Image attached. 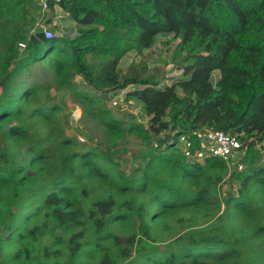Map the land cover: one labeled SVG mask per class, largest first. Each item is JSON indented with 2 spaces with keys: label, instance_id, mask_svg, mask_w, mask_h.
<instances>
[{
  "label": "trees",
  "instance_id": "trees-1",
  "mask_svg": "<svg viewBox=\"0 0 264 264\" xmlns=\"http://www.w3.org/2000/svg\"><path fill=\"white\" fill-rule=\"evenodd\" d=\"M45 2L50 11L57 6L67 13L75 27L74 37L44 36L36 26L42 17L40 0H0L1 141L27 137L33 123L26 118L46 122L55 113L57 105L50 102H40L28 110L22 104L33 96L32 91L12 88L17 76L42 63L68 74L72 81L69 91L84 102L103 106L110 93L131 87L124 100L140 103L149 117L148 126L137 122L126 125L103 107L98 110L101 124L119 140L130 134L141 138L149 150L143 152V164L135 169L139 174L136 178L106 162L113 166L117 192L111 191L83 208L76 207L78 202L69 194L76 181L78 193L88 196L82 188V181L90 175L85 155L68 166L73 153L44 151L40 148L44 139L37 136L29 143L28 161L17 165L8 146L0 145V231L5 230L0 241L9 254L0 264H79L82 255H86L87 264H227L230 257L242 255L246 249L242 236L192 237L187 243L159 248L154 230L165 213L210 203V194L214 197L215 184L226 170L225 164L213 157L206 159L205 166L188 161L176 148L179 138L187 141L189 154L201 150L199 133L206 129L237 136L244 145L250 139L264 141V0ZM167 35L178 38L188 49L179 68L181 74L171 86L165 84L164 65H150L148 56L124 69L118 67L126 52L150 51L158 36ZM214 72L219 73L215 82ZM75 78L81 82L76 84ZM254 145L247 144L248 156L242 160L246 166L252 164L248 158L254 154ZM43 153L59 158L60 172L46 180L54 188L41 189V195L34 197L38 204L17 224L23 197L36 188L37 176L47 169ZM155 164L165 168L168 178L153 177ZM218 168L214 188L207 185L189 192L178 188L181 179L196 187L206 184L208 170ZM94 170L106 176L102 168L95 166ZM246 170L234 172L241 182L240 192L253 183L260 184L264 177V168ZM40 182L46 183L44 178ZM118 193L124 196L121 200ZM146 193L148 196L142 198ZM230 203L244 205L246 210L239 198L228 197L226 204ZM151 206H160L162 212L151 211ZM33 217H38L37 222L27 227V220ZM125 221L132 222L131 232L119 235L107 230L109 225ZM258 230L264 232V225Z\"/></svg>",
  "mask_w": 264,
  "mask_h": 264
},
{
  "label": "rangeland",
  "instance_id": "rangeland-1",
  "mask_svg": "<svg viewBox=\"0 0 264 264\" xmlns=\"http://www.w3.org/2000/svg\"><path fill=\"white\" fill-rule=\"evenodd\" d=\"M54 10L58 12V9L54 7L43 19L39 18L37 20L36 26L40 24L41 20L42 24L52 28L51 20L54 17ZM61 26L63 27V36L59 35L57 29L53 27L55 37L61 39L66 37L65 34L70 35L71 38L75 36V27L68 19V15H65ZM187 52V47L183 46L181 41L173 35L158 36L150 51L146 50L142 53L135 50L128 51L121 58L118 67L124 69L128 65L137 63L143 57L148 56L150 65H164L168 77L165 84L171 86L181 74L179 68L184 64L183 59L186 57ZM218 78L219 73L214 72L212 75L213 82ZM74 81L77 84L81 82V79L75 78ZM69 83H72V81L68 74L59 73L51 67L42 65V63L31 66L23 74L17 76L12 88L18 89L20 92L29 89L33 93V96L22 104L23 107L30 110L40 102H50L55 103L57 108L46 122L40 121V119L26 118V122L33 123L27 137L4 141L0 139V145L2 147L8 146L10 158L17 165L28 161L29 143L35 140L37 136H41L42 140L44 139L40 142V148L44 151L55 150L59 155L67 152L73 153L75 156L72 157L68 166L75 164L77 159L85 155L84 160L88 162L90 175L82 181V188L88 192V196L84 197L78 193L79 185L75 181L69 198L74 202H78L76 207L86 208L95 199L105 197L111 191L117 192L115 189L116 182L113 180L111 172L113 166L106 162H112L125 176L136 178L139 174L135 169L143 164V152L149 150L145 146V141L135 135L130 134L124 140H119L116 138V133H108L107 129L101 124L102 116L98 113V110L101 107L105 108L112 118L122 121L126 125L137 122L147 127L149 117L138 101L124 100L125 92L131 90V87L121 92L110 93L102 106L101 104L84 102L76 98L68 89ZM176 92L181 96L178 88H176ZM63 138L68 139L67 143L62 142ZM165 138L170 140L169 136ZM252 142H255L252 148L254 154L253 156L249 154L248 158L252 164L246 166L242 163V160L248 156L247 144ZM240 143H242L243 151L237 153L238 164L233 169L226 168L219 183L215 184L213 176L220 171V168L209 169L207 183H200L198 187L185 179L179 181L178 188L185 192L197 190L200 187L206 188L207 185L214 188L215 184L216 194L214 197L210 194L211 202L208 204H201L199 207L190 209H175L163 214V219L157 220L160 222L155 225L154 230L159 241L157 244L159 248H164L166 245L173 243H187L192 237L220 235L223 238L234 239L242 236L246 245L244 253L238 257H230L226 260V262H229L227 264H264V232L258 230L260 226L264 225V177L259 179L260 184L253 183L248 190L240 192L241 182L234 175V172L247 173L246 168L251 169L255 166L256 168H264V141L256 143V141L250 139L245 145L241 141ZM152 146H155V143H152ZM176 148L187 156L188 161L198 163L201 166H205L206 159L211 158L207 152V145L202 139L201 150L194 154L188 153V143L184 138L177 140ZM46 155L48 153H43L42 162L47 163V169L37 176L36 188L23 197L22 206L15 218L17 224H21L24 217L31 214L33 205L38 204L34 197L41 195V189L45 191L54 188V185L47 181L58 175L61 165L59 158L53 159L52 157H46ZM91 161L93 162L91 163ZM95 166L102 168L106 176H100L94 170ZM154 167L152 174L155 179L168 178L163 166L155 164ZM41 178H44L46 183H41ZM147 196L148 193L143 195L142 198ZM230 196L243 200L246 210L244 205L238 207H235L233 203H230V206L227 205L226 199ZM123 197L118 193V199L121 200ZM215 198L219 201V204ZM150 210L162 212L160 206H151ZM37 220L38 217L27 220L26 226L31 227ZM132 228V222L125 221L109 225L107 230L122 235L131 232ZM86 231L88 236H91L92 230L89 226L86 227ZM0 234L4 236L5 230H1ZM104 234L102 231L101 235ZM65 235L63 234L64 237ZM4 244L0 241L1 260H6L9 255ZM87 262L86 255H82L79 264H87ZM224 262L211 261L210 264H223Z\"/></svg>",
  "mask_w": 264,
  "mask_h": 264
},
{
  "label": "built area",
  "instance_id": "built-area-1",
  "mask_svg": "<svg viewBox=\"0 0 264 264\" xmlns=\"http://www.w3.org/2000/svg\"><path fill=\"white\" fill-rule=\"evenodd\" d=\"M40 2L42 5L41 19H43L44 16L49 13L50 9L47 6L45 0H40ZM55 7L58 9V12L54 10V17L51 20L52 28L42 24L41 20L40 24L37 25V27L42 29V32L47 39H51L55 36L53 27L57 29L59 35L63 36V27L61 26V22L65 18V15L67 16V14L57 6ZM199 136L206 143L207 152L211 157L221 160L227 169H233L236 167L239 162L237 161V153L239 151H243V146L242 143H240L239 137L210 129L202 131L199 133Z\"/></svg>",
  "mask_w": 264,
  "mask_h": 264
}]
</instances>
